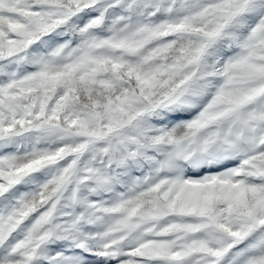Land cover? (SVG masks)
Instances as JSON below:
<instances>
[{"label": "snow or ice", "instance_id": "snow-or-ice-1", "mask_svg": "<svg viewBox=\"0 0 264 264\" xmlns=\"http://www.w3.org/2000/svg\"><path fill=\"white\" fill-rule=\"evenodd\" d=\"M0 264H264V0H0Z\"/></svg>", "mask_w": 264, "mask_h": 264}]
</instances>
